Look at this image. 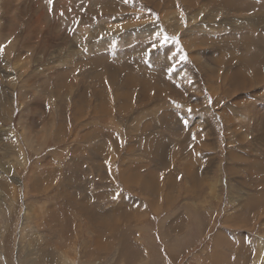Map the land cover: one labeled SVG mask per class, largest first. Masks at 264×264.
<instances>
[{
	"label": "rangeland",
	"instance_id": "1",
	"mask_svg": "<svg viewBox=\"0 0 264 264\" xmlns=\"http://www.w3.org/2000/svg\"><path fill=\"white\" fill-rule=\"evenodd\" d=\"M51 1L67 19V48L80 33L79 57L39 36L31 52L22 38L11 50L0 40L1 61L14 50V67L0 75L10 88L0 104V169L11 174L8 183L0 176V264H264V184L249 186L264 168L247 170L264 161V123L251 120L256 107L264 115V0ZM9 2L0 0V18ZM94 42L117 72L110 87L94 79L104 71L89 60ZM237 73L263 80L241 92V108L228 87ZM61 80L78 86L60 92ZM142 104L155 108L144 113ZM165 106L176 112L163 121ZM233 120L246 138L229 136ZM203 123L206 147L200 140L186 153L165 150L168 164L153 161L150 144L172 147ZM161 125L171 130L162 141L153 133ZM195 172L202 178L192 184ZM149 176L155 194L139 186Z\"/></svg>",
	"mask_w": 264,
	"mask_h": 264
},
{
	"label": "bare ground",
	"instance_id": "2",
	"mask_svg": "<svg viewBox=\"0 0 264 264\" xmlns=\"http://www.w3.org/2000/svg\"><path fill=\"white\" fill-rule=\"evenodd\" d=\"M40 4H42V8H44L46 10V15L44 17H39L38 15V8L34 6V2L35 0H14L12 2V0H10L9 3L6 4V11H5V16L4 17H1L0 18V40L2 39V41H4V43H6L5 46H8V44L10 45L9 47V50H11V47L14 45L13 43L15 41H18L20 38H22V41L24 44H30L28 49L29 51L28 52H31L32 51V44L38 40L36 38V36H39L40 39H43V46L44 44H50L52 43L54 45V47H58V51H61V49L64 50V52L66 53V56L68 57V55L70 54H73L77 57H79L80 55H76V51H75V45H77V40L79 39V36H80V33L79 35L77 34V36L72 39L73 40V48H67V46H70L69 43H70V36L66 33H64L62 31V29L65 28V24L67 22V19H65L64 16H61V15H57L54 13H52V1L49 2V0H38ZM12 2V3H11ZM57 2V1H55ZM56 5V4H55ZM63 12V11H62ZM15 13L18 14V16L15 15ZM61 13V11H60ZM22 20V21H21ZM70 20V19H69ZM24 21H27V23H25ZM41 22L43 23V27L42 28V25H41ZM47 22V24H45ZM70 23V22H69ZM23 24H27L26 26H24ZM71 26V25H70ZM101 26V25H99ZM68 28V27H67ZM72 28L69 27V29ZM67 31V33H71V30ZM86 30V34H92L91 36H95L98 37L101 36L102 34L104 33H107L105 31H103V29L101 30V32L99 33V35L96 33V29L93 28V30L89 31L87 29H82L80 28V32L81 31H84ZM6 31H9L10 33L7 34ZM66 32V31H65ZM84 34V33H83ZM75 36V35H74ZM64 37V38H63ZM91 38V37H90ZM89 39V38H88ZM28 40H29V43H28ZM34 41V42H33ZM72 42V41H71ZM90 42V40H89ZM91 43V42H90ZM13 44V45H12ZM95 42L92 43L91 45V49L87 52L89 53V60L90 62H94L95 65L98 67V66H103L104 67V71H102L101 73H98L94 76V79H102L103 82H105L107 84V86H109V81L107 80V77L109 74H113V73H117L115 70H112L110 67H109V63H106V62H109L108 61V57L106 54L104 53H98V51H101L102 49L100 47H95ZM12 45V46H11ZM60 47V48H59ZM71 47V46H70ZM16 49H19V48H16ZM15 49V50H16ZM31 50V51H30ZM35 51H38V48H35ZM4 52V51H3ZM13 52L14 50L11 52L10 51V58L9 56L5 58L6 62L4 63L3 61H1V58H0V75H3V76H6V74H9L10 71H8L10 68H12L13 65H10V63H7L9 61H11L12 63V60H13ZM81 52V51H80ZM78 53V52H77ZM80 54H83V53H80ZM0 56H3L0 54ZM5 56V55H4ZM46 57V55H39L38 58L40 60L44 59ZM6 65H4V64ZM3 64V65H2ZM16 65V64H15ZM91 65V64H89ZM14 67V66H13ZM231 77V82L230 84L228 85L229 89H231V94L234 95L235 97V100L233 102L234 105H236L238 108H241V106L244 104L241 102V100L239 101L238 98L241 96V92H245V91H249L251 89H254V86L256 83H259L263 80L259 79V78H254L252 77L251 79L254 80L255 79V82L254 83H251L249 80H247L246 78H244L245 76H243L241 73H237V74H234ZM248 77V76H247ZM254 78V79H253ZM5 80V79H4ZM225 80V79H224ZM25 82H30L32 81V78H27L26 80H24ZM23 81V82H24ZM230 81V79H228V82ZM99 82V81H98ZM111 82V81H110ZM253 82V81H252ZM72 83V82H71ZM69 82H66L64 80H61L58 82L59 84V87H60V92L62 89L65 88V90L67 91H72L73 90V87L75 86H78V83L76 82V84L74 85L72 83ZM112 83V82H111ZM2 84H4V87L5 85L9 87L8 84H5V83H0V85L2 86ZM104 84V83H103ZM92 85V84H91ZM0 86V104L2 102H8V96H9V89L8 90L6 88H1ZM12 87L14 85H11ZM93 86V85H92ZM3 87V86H2ZM105 87V86H104ZM110 87V86H109ZM213 87V86H212ZM12 89V88H11ZM150 89V88H148ZM214 90V89H213ZM218 90V89H217ZM258 93V92H257ZM12 95V94H10ZM60 95V94H58ZM116 96L119 97L120 100H123L125 99L126 96L124 93H121V94H117ZM260 97V96H258ZM259 106V105H258ZM259 107H256L255 109H253L254 112H256L255 115H252L251 116V120H252V127H254L255 124L257 123H264V115H258L257 114V110H258ZM236 109V108H235ZM239 110V109H238ZM35 114H37L38 116H41V113L40 111H34ZM6 113L0 109V116H3L5 115ZM70 115V114H69ZM261 116L262 117V120L261 118H259L258 116ZM234 118V117H233ZM3 119V118H2ZM77 120H80L81 118H76ZM234 123L233 124V127L230 125L228 126V131H229V136L232 135V138H237L238 140L241 138V139H244L247 137V135H241L239 134L240 130H241V127L238 125L237 122H235L233 120ZM228 123H230V121H228ZM227 123V125H228ZM226 125V126H227ZM253 129V128H252ZM209 136H212V134L209 133V129L206 128L205 130ZM232 134H231V133ZM245 133V132H244ZM202 135V134H201ZM2 136V135H1ZM204 136V135H203ZM200 137V136H199ZM228 137V135H227ZM198 138V137H197ZM7 140V139H6ZM192 140V139H191ZM0 141H2L0 139ZM217 141V140H216ZM6 142V141H5ZM9 142V141H8ZM231 143V142H230ZM4 144V143H3ZM12 145V144H11ZM8 146H10V144H8ZM7 146V147H8ZM11 147V146H10ZM9 147V148H10ZM3 147H1L2 149ZM4 149V148H3ZM5 151V150H4ZM9 151V149H8ZM229 151V150H228ZM213 152V151H212ZM228 156V155H227ZM232 156V155H231ZM209 157V156H208ZM233 157V156H232ZM193 162V161H192ZM216 162V161H215ZM257 164V161H255ZM195 163V162H193ZM208 164V163H207ZM257 167V169H261L259 168L258 166H255ZM1 168H5V167H1ZM212 170V169H211ZM38 171V170H37ZM39 172V171H38ZM36 172V173H38ZM42 173H39V175H37V179H41L42 181H44L46 179V177L43 176V174L41 175ZM124 172L123 170L121 171V176H123ZM34 175V174H33ZM0 176H1V179H4V183H8V182H11V174H10V171L7 169V170H1L0 169ZM36 176V175H35ZM32 177V176H31ZM199 178H202V176H198ZM198 177H194L193 178V181H192V184L195 180H199ZM210 177V176H209ZM148 178H151V177H147L143 180H139L138 183H139V186H142V188L144 190H147L149 193H153L155 194V192H157L158 190V186L151 180V179H148ZM18 179L13 177V181L14 183H18L19 180L17 181ZM34 181V180H33ZM131 181H133L131 178H128L127 181H125V184H130ZM132 187V186H131ZM44 188V187H43ZM214 189V188H213ZM160 190V188H159ZM161 191V190H160ZM209 195V194H208ZM207 195V196H208ZM215 195V194H214ZM218 195V194H217ZM210 196V195H209ZM260 196V195H259ZM60 195H56V199L59 198ZM260 200V199H259ZM254 202V200H253ZM254 206V205H253ZM256 207V206H255ZM141 211V209H140ZM142 212V211H141ZM140 212V213H141ZM139 213V212H138ZM144 213V212H143ZM133 214V213H132ZM138 215V214H137ZM134 216V215H133ZM132 216V217H133ZM126 217V216H125ZM137 217V216H136ZM124 221V220H123ZM126 221V220H125ZM26 225V224H25ZM106 226V225H105ZM25 228V227H24ZM37 229V228H36ZM41 239V238H40ZM50 244V243H49ZM64 251V250H63Z\"/></svg>",
	"mask_w": 264,
	"mask_h": 264
},
{
	"label": "crops",
	"instance_id": "3",
	"mask_svg": "<svg viewBox=\"0 0 264 264\" xmlns=\"http://www.w3.org/2000/svg\"><path fill=\"white\" fill-rule=\"evenodd\" d=\"M141 64V63H140ZM138 65V66H136V67H134V68H137V69H141V65ZM149 69H150V67L148 68L147 67V69H143V73H145V74H150V75H152V76H154L153 75V73H151L150 71H149ZM148 104V103H147ZM147 104H142V106H144V109L142 110V112H144V113H148V114H150L152 111H153V109L155 108V106L154 105H152L151 104V106H147ZM139 106V105H138ZM165 107H168V106H165ZM149 108L151 109V111H149ZM138 109V108H137ZM137 109H130V114H134L135 112H136V110ZM182 111V110H181ZM175 112L176 111H174V112H171V109L168 107V109H166V111H165V113L164 114H160V119H162L163 121L165 120L164 119V117H166V115H167V118H169V116H171L172 115V113H174L175 114ZM162 113V112H161ZM185 115H186V113H185ZM133 117H134V115H132ZM162 120H161V122H162ZM261 120H262V118H261ZM203 122V121H202ZM198 123V122H197ZM162 124H166V121H165V123L163 122ZM205 124L203 123V125L201 126V128H200V126L197 124V129H195L196 130V132H189L188 134H182V137H181V139H180V141L177 143V144H175L176 143V141H174V145L172 146V147H170V146H168V147H166V146H164V144L165 143H163V145H162V142H159L158 144H156V145H152V144H150V148H152V149H154L153 151V154H150L151 156H152V159H153V161L154 162H163L164 164H168L169 163V161L171 160V156H167V154H165V150H168L167 152H169L171 149H175L176 147H182L183 149L184 148H187V147H189L190 145H193V143H196L197 145H200V143H199V141L201 140V143H203L204 142V145H203V148L204 147H206L207 146V144H209V142H206V140L205 139H203L206 135H208V133L205 131V126H204ZM204 126V127H203ZM251 127V126H250ZM164 128V126H160V129H158V127L157 126H155V128H154V131H153V133L155 134V135H157L156 137V140H158V139H160V141H162V139L161 138H167L166 137V134L167 133H170L171 132V130L170 129H168L166 132L165 131H163L162 129ZM203 128V129H202ZM252 128V127H251ZM157 131H160V135L158 136V133H157ZM202 134V135H201ZM204 135V136H203ZM200 136V137H199ZM198 137V138H197ZM155 138V137H154ZM192 139V140H191ZM156 140H154V143H156ZM192 143V144H191ZM234 144H236V143H234ZM233 144V145H234ZM239 145V144H238ZM185 146V147H184ZM171 148V149H170ZM131 149H134V150H132V151H134V153H135V151H136V149H135V147H131ZM185 150V153H186V149H184ZM133 153V154H134ZM177 153L179 154V153H181V151H177ZM136 154V153H135ZM263 157V156H262ZM192 161L193 162H195L196 163V160H194V159H191V163H192ZM201 161V160H200ZM257 161V160H256ZM262 161V160H261ZM195 163H193V164H195ZM199 164H204L203 162H200ZM259 164V165H258ZM256 166H258L259 168H261V169H263L264 168V161H263V163H261L260 164V161L258 160V163L256 164ZM255 166H249L248 167V169L247 168H245V169H247L248 171H251L253 168H254ZM249 168H251V169H249ZM123 170V172H124V174H123V176H121V171ZM234 170H229V172L231 173V172H233ZM127 172L128 171H126L125 169H124V167H123V165H121V168H120V178H123V179H125V181H127V179L129 178V177H126V174H127ZM214 172H217L218 174H220L221 172H223L225 175H226V181L228 182V177H227V171L226 170H224V169H222V168H216V169H214ZM205 173V172H204ZM203 173V174H204ZM230 173H228L229 175H230ZM245 173V172H244ZM194 175L196 176V177H198L199 175H198V172H195L194 173ZM245 175H247L246 173H245ZM149 177H151V176H149ZM249 177V176H248ZM145 178H147V177H144L143 179H145ZM151 178H153V177H151ZM199 178V177H198ZM252 178H254V179H256L254 176L252 177ZM224 179V178H223ZM224 181H225V179H224ZM225 181V182H226ZM255 182H256V184H254L253 182H250V187H251V189H256L257 187V185H258V183L260 182L261 184H264V176H260V177H258L256 180H254ZM203 182H204V180L202 179V186H204V184H203ZM227 182H226V184H227ZM257 189H260V190H262V189H264V186H261V187H258ZM252 201V200H251Z\"/></svg>",
	"mask_w": 264,
	"mask_h": 264
},
{
	"label": "snow or ice",
	"instance_id": "4",
	"mask_svg": "<svg viewBox=\"0 0 264 264\" xmlns=\"http://www.w3.org/2000/svg\"><path fill=\"white\" fill-rule=\"evenodd\" d=\"M49 2H51V0H49ZM165 39H167V37ZM0 51H2V48H0ZM189 111H191V110H189Z\"/></svg>",
	"mask_w": 264,
	"mask_h": 264
}]
</instances>
